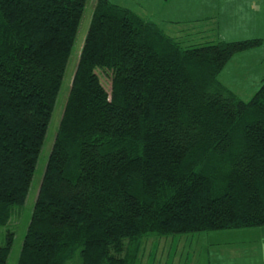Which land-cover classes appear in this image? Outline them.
Returning a JSON list of instances; mask_svg holds the SVG:
<instances>
[{"label":"trees","instance_id":"obj_1","mask_svg":"<svg viewBox=\"0 0 264 264\" xmlns=\"http://www.w3.org/2000/svg\"><path fill=\"white\" fill-rule=\"evenodd\" d=\"M86 3L0 0V227L26 200ZM261 45L182 47L96 0L16 264H134L146 237L263 227L264 77L247 102L218 81Z\"/></svg>","mask_w":264,"mask_h":264},{"label":"rangeland","instance_id":"obj_2","mask_svg":"<svg viewBox=\"0 0 264 264\" xmlns=\"http://www.w3.org/2000/svg\"><path fill=\"white\" fill-rule=\"evenodd\" d=\"M150 14L159 12L154 19L167 35L175 36L182 47L203 46L217 42H236L261 38L260 48L235 55L218 81L242 101H249L259 88L264 75V9L254 1L218 0L213 8L203 1L142 0ZM96 0H87L78 32L67 63L53 112L49 121L36 168L26 200L8 226L0 227V245L7 231L14 238L6 264H16L36 196L44 174L61 115L69 94L72 79L89 28ZM121 6L135 5L138 0H109ZM257 78H259L257 80ZM105 85L106 82H104ZM263 246V247H261ZM264 249V226L252 229L207 231L196 234L157 237L142 240L134 264H259Z\"/></svg>","mask_w":264,"mask_h":264},{"label":"crops","instance_id":"obj_3","mask_svg":"<svg viewBox=\"0 0 264 264\" xmlns=\"http://www.w3.org/2000/svg\"><path fill=\"white\" fill-rule=\"evenodd\" d=\"M139 2L137 3H135V5H132V7H130V6H121V5H118V6H121V7H124V8H127V9H129V10H131V11H133L134 13H136L137 15H139L141 18H143V19H145V20H148V21H151V22H153V23H155L156 25H157V27L160 29V27H159V25L157 24V20L156 19H154L156 16H158L159 15V12H156V11H153V12H151V14L146 10V9H144V7H143V1L142 0H138ZM199 1H203L205 4H206V6H208V7H212L213 8V4H212V2H214V1H218V0H194V2H199ZM245 3H247V4H249L250 5V3L249 2H246V1H254L255 3H257V6L258 7H260V8H263L264 9V0H243ZM166 2H167V0H163V4L161 5V8H160V10H162L163 8H164V6H165V4H166ZM161 30V29H160ZM162 31V30H161ZM163 32V31H162ZM164 33V32H163ZM165 34V33H164ZM166 35V34H165ZM167 36L168 37H170V38H172V39H174L175 40V36H171V35H169V34H167ZM254 39H260V40H262L261 38H254ZM261 47V46H260ZM259 47V48H260ZM256 50V49H255ZM251 51H254V50H251ZM251 51H248V52H251ZM244 53H247V52H244ZM226 67V66H225ZM264 77V75L263 76H261L260 77V80L262 79ZM259 78H257V80H258ZM259 81V80H258ZM260 84V83H259ZM225 87V86H224ZM261 247H263V246H261ZM261 252H262V254L264 253V249L262 248L261 249ZM259 264H264V255H262L261 257H260V262H259Z\"/></svg>","mask_w":264,"mask_h":264}]
</instances>
